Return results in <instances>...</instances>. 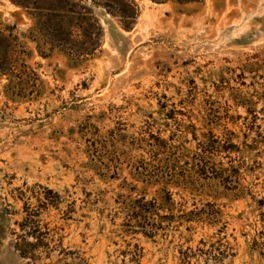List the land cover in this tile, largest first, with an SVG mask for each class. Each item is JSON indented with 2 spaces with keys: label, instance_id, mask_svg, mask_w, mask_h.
Returning <instances> with one entry per match:
<instances>
[{
  "label": "rangeland",
  "instance_id": "1",
  "mask_svg": "<svg viewBox=\"0 0 264 264\" xmlns=\"http://www.w3.org/2000/svg\"><path fill=\"white\" fill-rule=\"evenodd\" d=\"M0 34V264H264V0H0Z\"/></svg>",
  "mask_w": 264,
  "mask_h": 264
},
{
  "label": "trees",
  "instance_id": "2",
  "mask_svg": "<svg viewBox=\"0 0 264 264\" xmlns=\"http://www.w3.org/2000/svg\"><path fill=\"white\" fill-rule=\"evenodd\" d=\"M65 15L62 14L61 17H64ZM5 37L3 35L0 34V40H3ZM4 56H3V51L2 48L0 46V67L1 65H4ZM44 190L46 191L45 194L43 195H39V196H34L36 201L39 203L37 206V209H29V206L27 205V203H24V211H26L27 217L21 222L19 223V226L21 228V230L24 232V234L26 236H31L33 237L36 241L35 242H29L28 244L30 246H34V247H38L40 245H42V247L45 245L43 244L42 240H39V236L42 235L40 229H39V222L38 220H33L32 217H35L38 215V213L40 212V209H46L48 206H55L58 203V199H59V195L56 192H53L51 189H47L44 188ZM47 194H53V197L47 196ZM138 203H142L147 205L148 207L153 206L151 201H143V200H137ZM20 255L22 257H27L28 256V252L25 250H21L20 249Z\"/></svg>",
  "mask_w": 264,
  "mask_h": 264
}]
</instances>
